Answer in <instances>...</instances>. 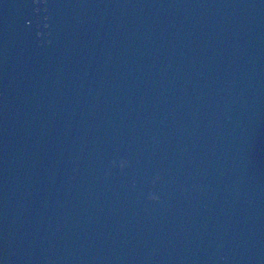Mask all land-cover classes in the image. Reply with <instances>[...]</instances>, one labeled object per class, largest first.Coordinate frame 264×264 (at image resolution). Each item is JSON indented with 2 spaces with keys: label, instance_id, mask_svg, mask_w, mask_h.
I'll return each mask as SVG.
<instances>
[{
  "label": "water",
  "instance_id": "obj_1",
  "mask_svg": "<svg viewBox=\"0 0 264 264\" xmlns=\"http://www.w3.org/2000/svg\"><path fill=\"white\" fill-rule=\"evenodd\" d=\"M0 264H264V0H0Z\"/></svg>",
  "mask_w": 264,
  "mask_h": 264
}]
</instances>
